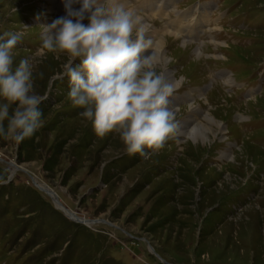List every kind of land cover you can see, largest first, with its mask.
<instances>
[{
	"label": "rangeland",
	"instance_id": "rangeland-1",
	"mask_svg": "<svg viewBox=\"0 0 264 264\" xmlns=\"http://www.w3.org/2000/svg\"><path fill=\"white\" fill-rule=\"evenodd\" d=\"M122 1L165 44L157 70L180 84L177 126L190 107L218 125L202 123L205 142L176 128L162 148L128 154L68 99L67 54L41 47L53 2L0 0V34H23L14 66L30 59L47 97L31 137H0V264H264V0ZM30 176L67 215L113 226L75 223Z\"/></svg>",
	"mask_w": 264,
	"mask_h": 264
},
{
	"label": "clouds",
	"instance_id": "clouds-1",
	"mask_svg": "<svg viewBox=\"0 0 264 264\" xmlns=\"http://www.w3.org/2000/svg\"><path fill=\"white\" fill-rule=\"evenodd\" d=\"M61 3L64 15L40 23L41 47L67 54L70 102L82 108L81 116L98 136L117 133L128 154L147 156L146 149L162 148L177 128L175 111L167 106L176 87L157 70V52L153 39L145 38L149 29L143 17L124 2ZM22 38L20 31L0 34V137L16 142L41 127L39 105L47 98L34 91L30 59L14 66L13 49Z\"/></svg>",
	"mask_w": 264,
	"mask_h": 264
},
{
	"label": "bare ground",
	"instance_id": "bare-ground-1",
	"mask_svg": "<svg viewBox=\"0 0 264 264\" xmlns=\"http://www.w3.org/2000/svg\"><path fill=\"white\" fill-rule=\"evenodd\" d=\"M51 2H53V7L49 9L51 12L58 13V14H60V16L65 14V10H64L63 4L61 3V0L60 1L51 0ZM119 2H124V1H122V0H104L105 6L114 5V4L119 3ZM145 27H146V25H145ZM151 37H152L151 33L149 31H147L145 33V38L147 39V38H151ZM155 42L156 41H154V45H155V49H156V52H157V55H156L155 58L158 61V63H162V65H164V67L166 68V66L169 65V58H168V55H167V53H166V51L164 49L165 48V44L160 39L156 43ZM148 52H151V49L147 50L145 54H147ZM164 76H165V79H166L167 82L174 83L176 89L178 88V86L180 84L175 81V75H173V72L166 70L164 72ZM188 99H189V97L187 98V100ZM172 103H170V101H169V103L167 105L171 109H173V107L171 106ZM202 115L203 114L199 113V111H198V109L196 107H190L187 118H185L181 122V124L177 126V129L179 130V134L182 135L183 137L185 136V137L189 138L190 140H192V141H194L196 143L197 142H205V141H207V132H209V129L204 127V125L202 123H210L212 125L213 124L214 125H218V123H217L216 120H214V118L210 117V115H205L203 117L204 121L201 122L200 121L201 117L199 118V116H202ZM228 151H230V150H226V152H224L222 154L223 158L226 157V156H229ZM58 207L61 208V206H58ZM65 212H66V210H65ZM67 213H69V212H67ZM70 216H72V215L70 214Z\"/></svg>",
	"mask_w": 264,
	"mask_h": 264
},
{
	"label": "water",
	"instance_id": "water-1",
	"mask_svg": "<svg viewBox=\"0 0 264 264\" xmlns=\"http://www.w3.org/2000/svg\"><path fill=\"white\" fill-rule=\"evenodd\" d=\"M0 161H3L0 159ZM8 165L12 166L14 168L13 170V173L16 172L17 170H20L21 168H19L18 166H16L15 163L13 162H7ZM31 177V176H30ZM32 179V184L37 188L39 189L40 191L44 192L45 194H47L52 202L58 207V206H61L62 210H65V207L62 206L63 204L59 201V197L58 195L56 194V192L54 190H51L49 189L47 186H42L43 184L40 185V183L38 184L37 181L31 177ZM9 181H11V177H9L8 179V183ZM67 210L66 212L64 213L65 216H67L69 219H71L72 221H74L75 223H83V224H87V225H90V224H95V223H99V222H102V223H105L107 224L108 226H113L112 223H110L109 221L107 220H86L82 217H79L75 212H71V215L72 217H69L67 214ZM87 222V223H86ZM126 234L130 235L128 232H125ZM150 248L152 249V251L154 250L151 246ZM154 252V251H153ZM155 253V252H154ZM159 257V256H158Z\"/></svg>",
	"mask_w": 264,
	"mask_h": 264
},
{
	"label": "trees",
	"instance_id": "trees-1",
	"mask_svg": "<svg viewBox=\"0 0 264 264\" xmlns=\"http://www.w3.org/2000/svg\"><path fill=\"white\" fill-rule=\"evenodd\" d=\"M8 186V185H5V187ZM2 191V190H1Z\"/></svg>",
	"mask_w": 264,
	"mask_h": 264
},
{
	"label": "flooded vegetation",
	"instance_id": "flooded-vegetation-1",
	"mask_svg": "<svg viewBox=\"0 0 264 264\" xmlns=\"http://www.w3.org/2000/svg\"><path fill=\"white\" fill-rule=\"evenodd\" d=\"M133 238H136V237H133Z\"/></svg>",
	"mask_w": 264,
	"mask_h": 264
}]
</instances>
